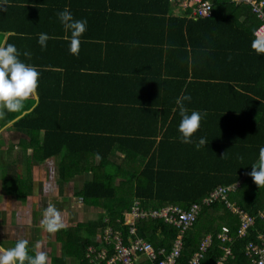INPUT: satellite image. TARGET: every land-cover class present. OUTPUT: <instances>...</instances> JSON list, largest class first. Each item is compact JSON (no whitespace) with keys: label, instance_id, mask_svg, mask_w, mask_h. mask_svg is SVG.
Masks as SVG:
<instances>
[{"label":"trees","instance_id":"obj_1","mask_svg":"<svg viewBox=\"0 0 264 264\" xmlns=\"http://www.w3.org/2000/svg\"><path fill=\"white\" fill-rule=\"evenodd\" d=\"M205 1L210 16L192 19L190 1L176 14L180 0H0L3 44H15L20 59L40 74L37 102L30 97L25 107L32 110L13 126L27 132L39 159H59L60 179L92 175L78 196L101 208L107 221L100 219L91 236L110 226L125 240V214L136 202L146 211L200 206L183 233L162 220H139L137 235L163 253L138 264H157L178 239L175 264H189L206 238L197 264H217L225 248L223 264H253L244 248L264 236L258 215L264 212V186L249 175L264 146V53L252 47L261 21L249 5ZM65 7L87 21L78 55L69 53L57 18ZM42 32L52 37L44 48L37 43ZM184 95L191 97L183 101L189 113H205L197 130L202 133L191 143L174 140L183 151L167 155V131L177 129L176 100ZM68 110L72 122L49 119ZM18 116L8 113L6 119ZM146 131L161 133L158 142L143 137ZM140 134L146 141L136 138ZM201 137L206 143L197 148ZM233 184L224 198L203 203L212 191ZM227 203L254 218L243 237L237 233L240 217ZM96 243L80 245L81 264H89L86 248Z\"/></svg>","mask_w":264,"mask_h":264},{"label":"crops","instance_id":"obj_2","mask_svg":"<svg viewBox=\"0 0 264 264\" xmlns=\"http://www.w3.org/2000/svg\"><path fill=\"white\" fill-rule=\"evenodd\" d=\"M187 2L180 0L177 15L181 16L186 11L183 6ZM6 36L0 34V44H3ZM32 99L36 103L37 95ZM71 112L73 110L60 112L62 115L53 114L49 119L60 120L61 124L72 122L69 118ZM22 116L10 123L6 116L0 119V247L10 248L23 239L28 242L29 254L35 255L40 251L47 253V264H81L78 258L80 245L88 240L98 242L100 236L92 237L90 231L100 219H105V212L101 208L84 204L78 196L82 187L92 180V175L85 173L68 180L60 179L59 159H39L42 154L34 151L27 132L13 126ZM201 129L193 134L195 138L202 133ZM148 133L146 131L143 137L158 142L161 133L154 137ZM142 135L135 136L146 141L140 137ZM39 136H43V131ZM179 136L177 129L167 131V155L183 151L177 146L179 143L174 144ZM121 137L132 138L131 135ZM172 144L175 146L172 147ZM117 156L121 157L122 154ZM49 203L60 210L63 220V227L54 233L47 232L41 223Z\"/></svg>","mask_w":264,"mask_h":264},{"label":"clouds","instance_id":"obj_3","mask_svg":"<svg viewBox=\"0 0 264 264\" xmlns=\"http://www.w3.org/2000/svg\"><path fill=\"white\" fill-rule=\"evenodd\" d=\"M0 11H3L0 8ZM57 18L64 31L68 34V51L72 55L79 54L81 36L86 31L87 21L85 19H75L72 13L65 7L57 13ZM47 33H40L37 43L44 48L47 41L51 39ZM253 49L259 53H264V36H259L252 43ZM25 57L29 53H23ZM21 53L12 43L0 44V119L8 113L26 115L25 104L30 97L37 95L39 71L36 66L27 64L20 59ZM191 97L184 95L178 97L176 104L179 107L180 121L177 131L182 143H191L193 134L201 126V121L205 113L193 110L190 113L184 107L183 101H190ZM9 123L11 121H8ZM204 138H199L196 147L205 145ZM251 176L253 182L258 186H264V146L259 149L258 162L251 165ZM45 230L54 233L63 227V220L60 210L49 203L43 213L41 221ZM48 255L45 251H40L35 255L29 254L28 242L18 240L10 248L0 247V264H47Z\"/></svg>","mask_w":264,"mask_h":264},{"label":"built area","instance_id":"obj_4","mask_svg":"<svg viewBox=\"0 0 264 264\" xmlns=\"http://www.w3.org/2000/svg\"><path fill=\"white\" fill-rule=\"evenodd\" d=\"M194 7L191 10L189 18L202 19L207 18L211 14V6L205 0H188ZM251 7V11L260 19L261 23L254 32L257 39L259 36H264V0H235ZM235 185L219 188L212 191L209 197L203 200V203L211 202L217 198H224L226 192L232 191ZM229 209L238 214L240 217V226L237 230L238 236L243 237L246 230L252 226L254 218L241 212L237 208L232 207L227 203ZM200 209L198 204H192L187 210H183L176 206H169L159 210H143L136 202L128 213L125 214V226H127L126 239L120 232L113 230L110 226H106L100 237L98 245H90L86 248L85 258L89 264H138L142 259L153 261L157 254H162L163 251L156 253L152 246L137 235L136 223L143 219L162 220L165 223L176 226L180 233H183L189 228L195 220V217ZM259 217L264 219V212H260ZM107 219H105V222ZM222 233L218 236L223 242L226 240V229H222ZM257 240L260 243L249 242L246 244L244 251L247 257L251 258L253 264H264V236L257 235ZM209 245V238H206L199 247V251L193 254L189 264H197L202 258L203 252ZM181 250L180 240H176L168 255L160 260L157 264H175ZM229 254V249L224 250L223 257L217 264H223Z\"/></svg>","mask_w":264,"mask_h":264}]
</instances>
